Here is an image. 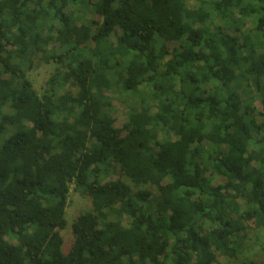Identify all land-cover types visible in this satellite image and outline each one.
I'll list each match as a JSON object with an SVG mask.
<instances>
[{"label": "trees", "instance_id": "trees-1", "mask_svg": "<svg viewBox=\"0 0 264 264\" xmlns=\"http://www.w3.org/2000/svg\"><path fill=\"white\" fill-rule=\"evenodd\" d=\"M71 191L91 210L64 252ZM249 223L264 0H0V264H264L241 259Z\"/></svg>", "mask_w": 264, "mask_h": 264}, {"label": "rangeland", "instance_id": "rangeland-1", "mask_svg": "<svg viewBox=\"0 0 264 264\" xmlns=\"http://www.w3.org/2000/svg\"><path fill=\"white\" fill-rule=\"evenodd\" d=\"M188 8L194 9L196 8V5L193 2H188L187 4ZM87 19H90L92 21L99 22L100 17L98 15H95L94 13H89L86 17ZM177 45L173 43H167L166 49L171 51L173 48H175ZM55 65H46V64H40L33 68L32 71L28 73V79L31 81L33 87L36 89V91L41 94L46 80L50 76L52 72H54ZM240 97L242 100L246 101V96L243 92H239ZM113 105V113L112 117L115 121L114 126L116 128H122V125L125 121V107L122 105L119 101H117L114 97V100L112 102ZM254 108L259 111L261 109L260 103L256 99L254 102ZM112 179H116V176H112ZM223 179L221 177H213L212 184L216 185L218 183H221ZM91 210V203L87 198L81 197L80 195L74 193L71 191L70 198H69V205L66 209V221H67V228L62 232L64 237V247L63 251L67 252L71 246V237H70V225L74 221V219L87 211ZM207 227H210L209 224H207ZM264 229H258L256 228L252 223H249V229L246 232V236L244 238V247L242 249V256L241 259H247V260H254L257 262H264ZM220 264H229L228 261L224 258L220 259Z\"/></svg>", "mask_w": 264, "mask_h": 264}]
</instances>
